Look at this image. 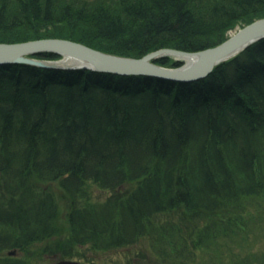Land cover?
I'll use <instances>...</instances> for the list:
<instances>
[{"label":"trees","instance_id":"1","mask_svg":"<svg viewBox=\"0 0 264 264\" xmlns=\"http://www.w3.org/2000/svg\"><path fill=\"white\" fill-rule=\"evenodd\" d=\"M261 17L264 0H0V42L58 22L50 37L138 58ZM143 238L137 264H264V38L193 80L0 64V264Z\"/></svg>","mask_w":264,"mask_h":264},{"label":"water","instance_id":"2","mask_svg":"<svg viewBox=\"0 0 264 264\" xmlns=\"http://www.w3.org/2000/svg\"><path fill=\"white\" fill-rule=\"evenodd\" d=\"M264 37V17L243 26L225 41L198 51L160 48L139 58L121 56L89 47L64 38H40L20 42H0V64L26 63L43 67H83L119 74L151 73L172 79L192 80L204 77L214 66L236 55L248 45ZM56 52L60 59H37L31 54ZM184 60L180 67H164L154 63L160 56ZM11 253V252H9ZM53 264H83L77 260L61 259Z\"/></svg>","mask_w":264,"mask_h":264},{"label":"rangeland","instance_id":"3","mask_svg":"<svg viewBox=\"0 0 264 264\" xmlns=\"http://www.w3.org/2000/svg\"><path fill=\"white\" fill-rule=\"evenodd\" d=\"M67 18H66V20L71 23V19H69V17H67ZM143 22H144L143 20L142 21L140 20L138 23H136L137 25L135 27L137 28L138 25L142 24ZM82 24L86 28L91 27L90 23H88L86 21L77 23V25H79V26H82ZM243 24L244 23L240 24V23H235V22L226 24L222 29H220V30H222L221 31L222 33L218 32V34L221 33V35L226 36L221 42L225 41L227 38H229L230 36L237 33V31L244 26ZM40 26H41V28H37L38 26L35 25L34 28H32V29H29L25 25L19 26L15 29H12L11 33H9V35H6L7 36L6 38H9V40H15L16 38L26 39V38H28V36H31V37H34V36L42 37L43 36V37H47V38H57V37H50V35L54 34V32H57L58 34H62V32H64V31L60 30L61 23H58V22L52 23V24H47V25L42 24ZM210 36L208 35V37H210ZM92 39L94 40L95 44H97V46H104L105 49H110V47H112L108 44L109 42L107 39H100L98 37L92 38ZM31 40H33V39H31ZM25 41H27V40H25ZM254 42H256V41H254ZM94 49H96V48H94ZM158 49H160V48H158ZM97 50H99V49H97ZM120 50H122V49H119V51ZM153 51H149L148 53L153 52ZM196 51H198V50H196ZM48 52H50V51H48ZM120 52L124 53V51H120ZM189 52H191V51H189ZM52 53H56V52H52ZM106 53H108V52H106ZM148 53H146V54H148ZM56 54H58V53H56ZM60 58H61V56L59 57V59ZM38 59H45V58H38ZM53 59H57V58H52V59H47V60H53ZM180 61H182V63L177 67H180L184 64V60H180ZM154 63H155V61H154ZM76 68H81V67H76ZM199 78H203V77H199ZM199 78H195V79H199ZM90 187H91L90 190H91L92 198H94V199L103 198L105 195L110 193L109 188L100 189L99 187H97L94 184L91 185ZM262 244H264V242ZM259 246H260L259 248L264 249L263 246H261V245H259ZM140 251L141 252L143 251L144 253L148 254L149 256H152V257L154 256L152 250L150 249L148 241L144 238L139 240L137 243L131 244L129 246L119 247V248H115V249L107 250V251L87 249L86 246L81 247V254H83L86 257H89L88 258L89 260L86 261L87 264H137L138 263L137 254ZM4 252H6V251H4ZM38 263L39 264H50L51 260L47 256H44L38 260Z\"/></svg>","mask_w":264,"mask_h":264},{"label":"bare ground","instance_id":"4","mask_svg":"<svg viewBox=\"0 0 264 264\" xmlns=\"http://www.w3.org/2000/svg\"><path fill=\"white\" fill-rule=\"evenodd\" d=\"M253 22V21H252ZM247 25V24H246ZM245 26V25H244ZM262 39V38H261ZM260 40V39H259ZM20 42V41H19ZM29 64V63H28ZM30 65H35V64H30Z\"/></svg>","mask_w":264,"mask_h":264}]
</instances>
